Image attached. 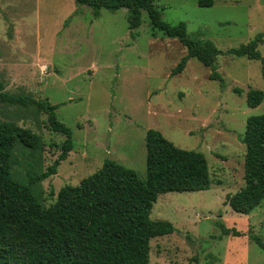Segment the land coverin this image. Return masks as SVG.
Returning a JSON list of instances; mask_svg holds the SVG:
<instances>
[{
	"label": "rangeland",
	"instance_id": "obj_1",
	"mask_svg": "<svg viewBox=\"0 0 264 264\" xmlns=\"http://www.w3.org/2000/svg\"><path fill=\"white\" fill-rule=\"evenodd\" d=\"M161 20L183 23L190 39L210 41L222 52L217 73L190 59L177 39L141 24L128 30L126 9H102L98 18L73 0H0V83L9 95H26L57 106V121L72 134L73 149L54 176L32 185L49 206L64 186H77L106 160L146 178L145 135L159 131L175 147L204 155L210 189L158 196L150 219L167 221L174 233L150 241V264H264V201L250 214H236L226 197L244 186L245 147L240 138L248 118L264 114L262 103L246 105L250 90L264 92L261 62L227 51L264 35V0H156ZM257 50L264 60V38ZM28 129L40 138L35 155L17 144L11 176L27 184L58 158L65 137L49 129L36 108L0 102V123ZM216 222L241 237L224 236Z\"/></svg>",
	"mask_w": 264,
	"mask_h": 264
},
{
	"label": "trees",
	"instance_id": "obj_2",
	"mask_svg": "<svg viewBox=\"0 0 264 264\" xmlns=\"http://www.w3.org/2000/svg\"><path fill=\"white\" fill-rule=\"evenodd\" d=\"M76 5L88 6L98 18L102 9H126L128 30L141 24L145 12L153 30L167 38L177 39L186 55L172 70L176 76L183 72L190 59H196L210 70L209 79L220 84L216 60L222 54L210 41L190 39L183 23L170 25L161 20L156 0H73ZM199 8H211L214 0H196ZM264 35H257L248 44L227 51V55L261 62L257 50ZM264 92L250 90L246 105L259 106ZM0 102L34 107L47 116L49 129L65 137L58 158L46 172L29 177L27 184L12 178L11 159L19 143L35 155L41 148L40 138L28 129L11 123H0V264H150V241L174 233L167 221H152L150 214L158 196L168 193L203 192L210 189L211 180L203 154L175 147L156 130L145 135L146 178L124 166L106 160L91 176L77 186H64L54 203L43 207L35 197L32 185L57 172L60 163L73 149L72 134L57 121L55 110L47 100H37L4 92L0 83ZM245 147L243 160L244 186L226 197L225 205L240 215H248L264 201V114L247 119L240 138ZM224 236L241 237L235 229L216 222ZM249 238L264 251L258 236Z\"/></svg>",
	"mask_w": 264,
	"mask_h": 264
}]
</instances>
